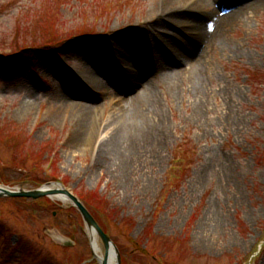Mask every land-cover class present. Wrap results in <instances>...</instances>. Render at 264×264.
Returning a JSON list of instances; mask_svg holds the SVG:
<instances>
[{"label": "rangeland", "instance_id": "rangeland-1", "mask_svg": "<svg viewBox=\"0 0 264 264\" xmlns=\"http://www.w3.org/2000/svg\"><path fill=\"white\" fill-rule=\"evenodd\" d=\"M188 1L0 0V185L60 183L109 236L120 264H264V0L199 47L198 92L197 59L174 20L203 23L204 33L243 3ZM139 50L155 65L180 54L183 75L147 77L148 134L127 163L113 158L109 167L98 147L120 108L111 79L122 67L145 72ZM73 91L87 96L73 101L86 111L63 101L53 114L54 98ZM94 108L97 135L81 142V118ZM89 234L71 204L0 199V264H99Z\"/></svg>", "mask_w": 264, "mask_h": 264}, {"label": "bare ground", "instance_id": "bare-ground-1", "mask_svg": "<svg viewBox=\"0 0 264 264\" xmlns=\"http://www.w3.org/2000/svg\"><path fill=\"white\" fill-rule=\"evenodd\" d=\"M191 1L192 0H189L188 3H190ZM258 1L259 0H241L243 6L239 8L240 12H231L229 13V16H222L220 19L218 18L219 20L213 19L212 26L210 28L206 24V31H204V33L202 32L203 23H198L197 21L192 23H183L180 22L179 19H173L177 24L176 26L186 28L185 31L188 34L187 38L189 42L185 51L187 54H189V56L192 55L197 59L195 66H193V68L195 69V71L193 72L195 80L194 82H191L195 84L197 92L201 91V89H203L204 87V78L201 74L204 61L201 60L202 55H199V47H207L209 44H211L212 40H216L217 36H219L220 30L223 28V24L227 19L230 20L233 18H237V15L239 13L248 8L251 9ZM205 12L210 13L208 9H205ZM218 40V49L226 51V49H228V46L225 40L222 38H219ZM136 53L138 54V56L141 54L142 57L145 59V65L147 66L146 71L144 73H141L138 70L137 74H135L133 70H126L124 67H122V71L120 72L121 74H118L115 80L111 79V82H114V87L117 89V100L119 102L120 108L117 112L111 114L107 118L105 125V138L99 143L98 147L99 158L104 156V160L102 159L101 162L105 165H108L109 167L113 158L118 159L117 161L120 160V163L121 161H123L124 164L127 163L126 159L129 157L128 153L132 145L136 142L144 140V138L148 134L149 121L148 117L145 116L142 110L148 104H151V106H153L155 103V98L153 96L152 88L149 86L150 79H147V77H149L150 75L156 76L160 74L162 77H167L168 79L175 80L176 76L181 74L183 75V73L178 70L179 56H181L180 54L171 57V59H167L168 63H164L163 65H155L152 61H147L146 53L142 54L140 50L139 52L136 51ZM150 54L147 53V57H150ZM135 64L133 61V65ZM89 81L93 83L91 79ZM120 91H122L125 95L128 94L130 91L133 94L129 95L127 98H123V94ZM77 96H83L84 99L87 98V96H85L82 92L79 91L68 92L63 96H56L53 100V114L57 115V106H60L63 101L66 102V105L64 106H67L69 111L73 109L86 111L83 108H87V103H85L84 106L74 105L73 101L76 99ZM98 110V108H94L93 111L87 113L88 116L87 119L84 120V122L82 121L83 118H81L80 122L83 123L82 132H84V136L81 142L86 139H89L90 141L91 138L94 137V135H97V118L99 114ZM79 113L80 112H77L76 114ZM45 189L50 191H59L60 187L58 185L52 184L50 186H46ZM48 194L53 195V193ZM52 199L62 202L64 204H69L67 198L62 195H55L52 197ZM90 237L92 240L93 251L95 252V254H97V256H99V258L102 259L103 254L101 253V248L98 243V236L95 233L90 232ZM108 264H115L111 252L108 257Z\"/></svg>", "mask_w": 264, "mask_h": 264}, {"label": "water", "instance_id": "water-1", "mask_svg": "<svg viewBox=\"0 0 264 264\" xmlns=\"http://www.w3.org/2000/svg\"><path fill=\"white\" fill-rule=\"evenodd\" d=\"M57 191V192H55ZM48 193H53V195H49ZM55 195H62L67 198V200L75 207V209L80 213V215L83 218V221L89 231V233L93 232L95 233L99 239L101 240L105 254L104 257L98 258L100 264H108V257L110 252L113 255V260L115 261V264H120V258L117 251V248L115 245L111 242L109 237L103 233V231L99 228L97 223L94 221L90 213L84 208L82 203L74 196H72L69 192H67L64 188L58 190H46V189H39V190H33V191H12L6 188L0 187V198H24V199H32L36 200L41 197H51ZM91 244L92 240L90 238Z\"/></svg>", "mask_w": 264, "mask_h": 264}]
</instances>
